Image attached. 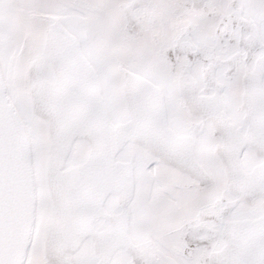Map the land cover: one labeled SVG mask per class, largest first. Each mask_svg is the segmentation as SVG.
<instances>
[{
	"label": "snow or ice",
	"instance_id": "1",
	"mask_svg": "<svg viewBox=\"0 0 264 264\" xmlns=\"http://www.w3.org/2000/svg\"><path fill=\"white\" fill-rule=\"evenodd\" d=\"M0 264H264V0H0Z\"/></svg>",
	"mask_w": 264,
	"mask_h": 264
}]
</instances>
